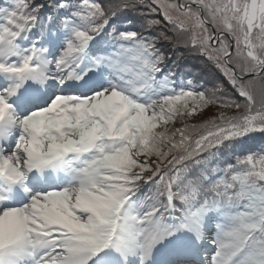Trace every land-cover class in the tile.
<instances>
[{
	"label": "snow or ice",
	"instance_id": "snow-or-ice-1",
	"mask_svg": "<svg viewBox=\"0 0 264 264\" xmlns=\"http://www.w3.org/2000/svg\"><path fill=\"white\" fill-rule=\"evenodd\" d=\"M0 264H264V0H0Z\"/></svg>",
	"mask_w": 264,
	"mask_h": 264
},
{
	"label": "trees",
	"instance_id": "trees-1",
	"mask_svg": "<svg viewBox=\"0 0 264 264\" xmlns=\"http://www.w3.org/2000/svg\"><path fill=\"white\" fill-rule=\"evenodd\" d=\"M184 63L185 66L194 74L198 73V68L199 65L201 64V61L198 58H192L191 55L186 54ZM257 143H259V141H257ZM145 194H147V190Z\"/></svg>",
	"mask_w": 264,
	"mask_h": 264
}]
</instances>
